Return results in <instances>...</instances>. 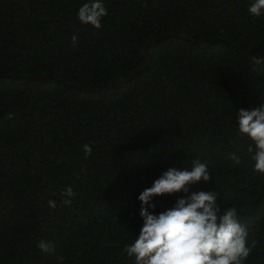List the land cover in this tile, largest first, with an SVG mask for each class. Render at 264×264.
Returning <instances> with one entry per match:
<instances>
[{"label":"trees","instance_id":"16d2710c","mask_svg":"<svg viewBox=\"0 0 264 264\" xmlns=\"http://www.w3.org/2000/svg\"><path fill=\"white\" fill-rule=\"evenodd\" d=\"M81 2L0 0V264H134L122 253L143 223L139 194L196 158L213 180L189 194L235 206L256 241L245 264H264V174L236 131L239 110L264 103V16L248 0H106L98 30L79 22ZM65 185L73 204L49 209ZM184 195L155 197V211Z\"/></svg>","mask_w":264,"mask_h":264},{"label":"clouds","instance_id":"9594fccd","mask_svg":"<svg viewBox=\"0 0 264 264\" xmlns=\"http://www.w3.org/2000/svg\"><path fill=\"white\" fill-rule=\"evenodd\" d=\"M250 16H264V0H248ZM108 15L106 0H82L77 18L84 25L102 28ZM79 37L72 35L73 46ZM260 57L253 56L256 61ZM239 138H247L249 159L253 171L264 174V103L252 110L240 109L238 114ZM94 146L85 143L82 151L85 159L93 154ZM240 163L236 153L231 154ZM213 180L208 162L193 159L190 169L169 168L156 179L151 187L138 196L141 202L140 217L143 221L135 238L123 248V253L133 258L134 264H245L256 246L249 237L248 228L241 223L235 206L222 207L214 191L190 192V186ZM183 192L175 204L159 213L153 202L157 196ZM59 199H49L47 207L55 210L70 207L76 197L73 185L59 190ZM37 247L48 254L54 252L51 242L40 239ZM64 257L58 258L63 264Z\"/></svg>","mask_w":264,"mask_h":264},{"label":"water","instance_id":"95a60500","mask_svg":"<svg viewBox=\"0 0 264 264\" xmlns=\"http://www.w3.org/2000/svg\"><path fill=\"white\" fill-rule=\"evenodd\" d=\"M173 35H175V36H183V34L181 33V32H173V33H169V34H167V35H165V37H169V36H173ZM158 38L157 37H152L151 39H149L144 45H143V49H142V55H143V57H144V59H145V62H146V64H145V66H144V68H141V69H138V70H135V71H132V72H130V73H128L126 76L128 77V79H131L132 77H134L137 73H140V72H142L145 68H147L148 66H149V55H148V46L150 45V44H152V43H154L156 40H157ZM201 44H205V42H200ZM244 54L249 58V59H251L252 60V55H250V54H248V53H246V52H244ZM264 60V59H263ZM253 61V60H252ZM260 60L258 59V60H256V61H254V62H259ZM29 78H31V79H34V80H36V79H44V78H49L50 77V75H48V74H43V75H35V76H31V75H29L28 76ZM3 81H7L6 79H0V83L1 82H3ZM119 83H117V82H115V83H113V84H111V85H109V86H106V87H104V88H101V89H93L92 87H87V88H85L84 86H79V88L80 89H85V90H87V91H94V92H98V93H100V94H104V93H111L113 90H116L118 87H119Z\"/></svg>","mask_w":264,"mask_h":264}]
</instances>
